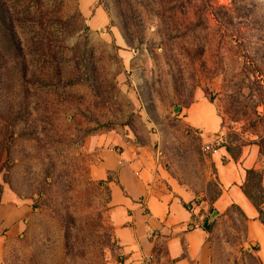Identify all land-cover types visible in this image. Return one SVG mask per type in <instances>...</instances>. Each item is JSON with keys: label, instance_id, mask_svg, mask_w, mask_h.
I'll return each instance as SVG.
<instances>
[{"label": "rangeland", "instance_id": "rangeland-1", "mask_svg": "<svg viewBox=\"0 0 264 264\" xmlns=\"http://www.w3.org/2000/svg\"><path fill=\"white\" fill-rule=\"evenodd\" d=\"M261 137L264 0H0V206L24 211L0 228V264H123L118 175L92 167L124 147L192 192L209 264H264L237 189L261 168L264 190Z\"/></svg>", "mask_w": 264, "mask_h": 264}, {"label": "crops", "instance_id": "crops-1", "mask_svg": "<svg viewBox=\"0 0 264 264\" xmlns=\"http://www.w3.org/2000/svg\"><path fill=\"white\" fill-rule=\"evenodd\" d=\"M197 114L196 121L190 120V124H195L203 134H211L213 131H207L204 114ZM92 168L94 177L104 178L108 173L118 175V190L114 193L110 220L123 264H150L155 241L162 235H165L167 251L161 259H165L166 264H209V233L195 219L192 221L194 211L184 206L192 199V192L164 173L149 153L137 149L130 151L126 147L117 153L110 149L102 150L97 164ZM156 176L164 179L169 186L168 191L153 192ZM237 189L240 200L249 205L247 210L252 213L251 221H257L254 227L256 239L264 246V224L256 219L257 210L242 189ZM232 201L233 192L224 189L215 205L223 207ZM22 213L24 211L18 209L8 211L7 207L1 205L0 228H6L12 222V216L16 218Z\"/></svg>", "mask_w": 264, "mask_h": 264}, {"label": "trees", "instance_id": "trees-1", "mask_svg": "<svg viewBox=\"0 0 264 264\" xmlns=\"http://www.w3.org/2000/svg\"><path fill=\"white\" fill-rule=\"evenodd\" d=\"M258 155L264 157V137L257 141ZM244 195L252 202L257 210L256 219L264 224V190L262 186V169L247 168L241 186Z\"/></svg>", "mask_w": 264, "mask_h": 264}, {"label": "built area", "instance_id": "built-area-1", "mask_svg": "<svg viewBox=\"0 0 264 264\" xmlns=\"http://www.w3.org/2000/svg\"><path fill=\"white\" fill-rule=\"evenodd\" d=\"M221 141L220 137H216L213 141L210 142H205L204 147L208 150L212 149L213 152L217 151V147H214L215 145L217 146L219 144V142ZM215 142V143H213Z\"/></svg>", "mask_w": 264, "mask_h": 264}, {"label": "water", "instance_id": "water-1", "mask_svg": "<svg viewBox=\"0 0 264 264\" xmlns=\"http://www.w3.org/2000/svg\"><path fill=\"white\" fill-rule=\"evenodd\" d=\"M177 109H178V107L175 108V110H177ZM214 212H216V211H214Z\"/></svg>", "mask_w": 264, "mask_h": 264}]
</instances>
